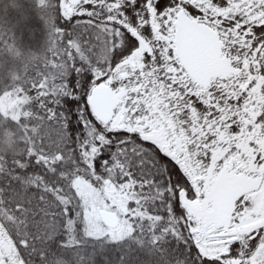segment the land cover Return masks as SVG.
Masks as SVG:
<instances>
[{"label": "snow or ice", "instance_id": "snow-or-ice-1", "mask_svg": "<svg viewBox=\"0 0 264 264\" xmlns=\"http://www.w3.org/2000/svg\"><path fill=\"white\" fill-rule=\"evenodd\" d=\"M0 264H264V0H0Z\"/></svg>", "mask_w": 264, "mask_h": 264}]
</instances>
